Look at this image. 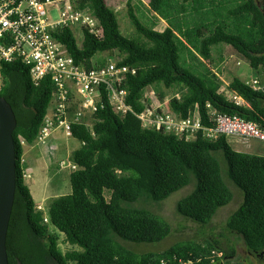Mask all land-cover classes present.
I'll list each match as a JSON object with an SVG mask.
<instances>
[{
	"label": "trees",
	"instance_id": "obj_1",
	"mask_svg": "<svg viewBox=\"0 0 264 264\" xmlns=\"http://www.w3.org/2000/svg\"><path fill=\"white\" fill-rule=\"evenodd\" d=\"M79 5L99 17L103 36L85 29L80 44L69 27L60 28L56 36L78 63L90 67L106 62L107 58L94 61L98 52L117 51L121 63L136 69L121 84L136 111L145 107L144 92L152 85L161 99L166 95L164 87L180 93L171 99L173 111L180 116L186 117L198 104L204 125L215 124L208 102L218 112L264 124V92L234 76L229 87L248 102L236 105L219 92L223 81L207 63L215 60L213 48L216 59L223 60L221 45L230 44L253 70L264 64V0H149L148 9L156 14L151 24L128 0L127 13L135 28L131 35L121 31L117 10L106 0H79ZM157 17L167 22L163 30L155 28ZM53 87L49 76L34 83L21 61L0 65V95L11 104L17 119L16 191L6 241L10 264L18 260L22 264H182L189 259L191 264H223V257L230 264L229 253L207 239L181 240L163 250L143 252L124 242L164 239L171 232L169 221L131 203L142 198L163 200L193 178L196 185L177 202V210L198 222H210L234 197L221 154L228 164L226 176L244 194L227 226L242 235L251 253H264V154L235 149L225 133L215 139L201 133L186 139L145 128L133 112L116 113L106 96L90 124L86 118L72 125L74 138L81 142L70 154L78 167L69 174L71 192L52 198L47 208L50 222H45L26 182L21 141H35ZM58 232L65 234L70 249H61ZM213 250L222 251L223 256Z\"/></svg>",
	"mask_w": 264,
	"mask_h": 264
},
{
	"label": "built area",
	"instance_id": "obj_2",
	"mask_svg": "<svg viewBox=\"0 0 264 264\" xmlns=\"http://www.w3.org/2000/svg\"><path fill=\"white\" fill-rule=\"evenodd\" d=\"M64 27L71 28L74 33L79 31L82 40L85 29L98 37H102L104 32L99 17L89 7L80 6L79 0H0V65L2 62L21 61L29 68L34 83L38 84L49 76L54 86L35 143H47L58 128L63 129L68 137H74L72 125L86 118L90 124L91 115L104 106L105 96L116 113L125 115L133 112L145 128L163 129L186 139H195L198 133L215 139L225 133L239 140L255 138L264 143V124L238 114L218 112L208 102L215 124L204 125L198 104L186 117L180 116L171 107L172 97H180V93L165 95L161 99L150 90L152 85L147 86L144 92L145 107L136 111L126 100L127 89L121 86L126 74L134 73L136 69L121 63L119 56L107 58L106 62L91 67L78 63L67 45L55 34ZM258 71L259 75L244 81L254 90L264 92V64ZM219 92L236 105L248 104L242 95L229 87V82L221 84ZM21 142L24 145L28 143L25 139ZM65 161L63 165L70 171L78 167L71 160ZM36 209L43 212L45 222H50L44 202H36ZM212 252L223 256L222 251ZM192 261L189 259L182 264H191Z\"/></svg>",
	"mask_w": 264,
	"mask_h": 264
},
{
	"label": "rangeland",
	"instance_id": "obj_3",
	"mask_svg": "<svg viewBox=\"0 0 264 264\" xmlns=\"http://www.w3.org/2000/svg\"><path fill=\"white\" fill-rule=\"evenodd\" d=\"M107 4L117 10L119 25L121 31L126 35H131L135 28L127 13L128 0H106ZM137 13L141 16L142 20L152 23L156 14L148 9L149 0H131ZM156 20L155 28L163 30L167 24L159 17ZM155 23V22H154ZM78 43L82 42V35L79 31L75 32ZM224 59L218 61L217 50L213 48V56L215 60L212 62L207 61L220 79L223 81L222 85L230 82L234 76H239L243 80L251 76L259 75V71L253 70L250 66L248 59L242 54L238 53L236 49L230 44H222ZM119 54L115 52H98L95 60H103L106 58L113 59L118 57ZM120 57V56H119ZM103 58V59H102ZM237 61H240L238 63ZM152 93L159 96L158 90L155 86L150 88ZM166 95H172L175 89L164 87ZM228 141L237 150L264 154V143L258 139L250 138L246 141L239 140L231 135H228ZM80 141L74 137L65 135L63 129L58 128L53 132L48 142L45 144L31 143L24 145V161L26 163L25 178L29 185L31 192L36 202H44L48 208L53 197L71 192L70 184V170L63 165V160H71L70 154L73 149L80 146ZM222 161V169L225 174L226 180L234 192L232 201L224 206H221L212 220L208 223L198 222L188 216L178 212L177 202L191 192L196 185V178L183 186L182 188L171 193L167 198L155 201L149 199H139L131 203L135 206H146L158 214L166 218L171 224V232L162 240L155 242H134L124 241L130 248L135 251L143 252L149 250H163L171 246L177 241L187 239H207L214 242L225 253H229L230 264H264V253L254 254L251 253L245 244L242 235L227 226L229 215L236 210L244 199L243 190L227 175L228 164L223 154L220 155ZM65 161V162H66ZM73 161V160H71ZM74 162V161H73ZM109 196V192H106ZM51 230L57 231L56 228L50 226ZM59 233V245L63 251L72 247L65 240V234ZM234 251V253L232 252ZM230 253L232 255H230ZM222 258L223 264H228V261Z\"/></svg>",
	"mask_w": 264,
	"mask_h": 264
},
{
	"label": "water",
	"instance_id": "obj_4",
	"mask_svg": "<svg viewBox=\"0 0 264 264\" xmlns=\"http://www.w3.org/2000/svg\"><path fill=\"white\" fill-rule=\"evenodd\" d=\"M16 126L11 104L0 95V264H10L6 241L16 191ZM17 264L22 263L18 260Z\"/></svg>",
	"mask_w": 264,
	"mask_h": 264
},
{
	"label": "crops",
	"instance_id": "obj_5",
	"mask_svg": "<svg viewBox=\"0 0 264 264\" xmlns=\"http://www.w3.org/2000/svg\"><path fill=\"white\" fill-rule=\"evenodd\" d=\"M149 2V1H148ZM161 20H164L163 18H160ZM165 21V20H164ZM166 22V21H165ZM165 24H167V22L165 23ZM196 107V104L194 105V107L193 108H195Z\"/></svg>",
	"mask_w": 264,
	"mask_h": 264
},
{
	"label": "clouds",
	"instance_id": "obj_6",
	"mask_svg": "<svg viewBox=\"0 0 264 264\" xmlns=\"http://www.w3.org/2000/svg\"><path fill=\"white\" fill-rule=\"evenodd\" d=\"M49 214V213H48Z\"/></svg>",
	"mask_w": 264,
	"mask_h": 264
}]
</instances>
